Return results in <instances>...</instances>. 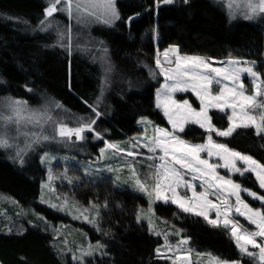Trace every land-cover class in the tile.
Instances as JSON below:
<instances>
[{
	"label": "trees",
	"instance_id": "1",
	"mask_svg": "<svg viewBox=\"0 0 264 264\" xmlns=\"http://www.w3.org/2000/svg\"><path fill=\"white\" fill-rule=\"evenodd\" d=\"M48 2L0 0V101L6 96L21 98L27 101L29 108L59 103L62 113L56 120L74 127L79 118L94 117L88 104L95 103L100 96L107 76L109 86L99 105L102 115L95 125L103 133L104 140L86 133V141L67 147L43 142L23 156V164L15 149L0 148V264H79L64 250L69 248L77 254L89 243L106 247L103 255L96 252L92 258L84 259V264H172L171 260L157 255V248L163 244L162 237L151 232L145 222L137 221V214L148 205L145 196L113 182L116 156L110 152L111 157L99 159L104 163L101 176L93 171L88 177L73 165L69 174L76 181L63 188L72 204L95 214L99 211L100 215L92 218L98 221L100 230L92 224L84 227L86 233L74 234L64 226L67 243L58 247L57 223H67L68 218L40 202L46 167L53 166L51 157L58 153L97 163L105 141L120 144L126 153L131 151V138L141 133L138 125L141 117L168 128L164 115L155 106L156 91L163 83V75L155 61L158 53L172 46H178L181 55L201 56L213 62L234 58L256 61L257 70L264 76V16H259L256 22H232L221 0H189L187 4L184 0H174L172 4L161 2L158 6L156 0H116L121 19L112 26H95L89 19L85 26L71 22L73 47L69 55L59 46L44 47L55 44L53 30L48 33L33 31L44 17ZM55 15L61 26L69 23L63 13ZM129 17L134 18L130 26L126 23ZM105 47L107 52L103 51ZM109 61L113 70L106 72ZM150 69L156 73L155 78L150 75ZM25 85L32 91H27ZM179 99H188L199 106L191 94L180 95ZM2 111L7 112L3 108ZM211 115L217 127L228 126L225 114L212 111ZM11 130L14 134L15 129ZM181 135L193 143H203L207 133L198 126L188 125ZM20 138L24 140L23 147L25 137ZM214 139L264 163V139L254 135L252 129H237L227 138L214 134ZM44 151L49 152V157L42 161ZM136 157L141 158L142 154ZM117 165L124 164L117 162ZM63 166L57 165V170ZM109 167L113 170L109 171ZM233 179L264 195V189L259 188L253 174L246 173L243 178L237 174ZM242 196L253 207L260 206L247 194ZM5 197L19 204L9 221L4 211ZM105 202L107 207H104ZM155 213L170 223L162 229L174 226L183 229L182 237H191L187 247L192 249V259L198 260L197 253H203L230 262L253 264L252 259L239 253L225 230L213 228L203 218L161 203L155 205ZM241 223L247 227L242 220ZM206 259L209 257L203 256L201 262Z\"/></svg>",
	"mask_w": 264,
	"mask_h": 264
},
{
	"label": "snow or ice",
	"instance_id": "2",
	"mask_svg": "<svg viewBox=\"0 0 264 264\" xmlns=\"http://www.w3.org/2000/svg\"><path fill=\"white\" fill-rule=\"evenodd\" d=\"M172 4L174 0H156L157 6L160 3ZM189 3V0H184ZM231 7V5H229ZM63 13L69 20L67 25L61 26L55 14ZM138 15V14H137ZM245 20H253L257 16H264V0H245V6L241 12ZM91 18L93 22H99L112 26L121 19L120 11L116 0H49L44 8V17L37 23L33 31L48 33L53 30L56 34V42L53 45L45 44L44 47L59 46L65 49L69 55L72 51L73 24L83 25ZM234 18V17H230ZM134 18L129 17L126 23L130 26ZM27 23V21H25ZM103 43V42H101ZM107 52V48H103ZM169 53L175 60L169 59ZM165 62L171 65L164 67L159 58L156 57V67L164 76L165 82L156 93V107L161 109L167 118L171 129L167 127H154V134L151 137L145 136L143 140L137 141L143 148H146L149 161H158L148 165L149 171L146 178L142 179L136 172L134 165H129L132 173V190L147 197L150 204L148 225L153 229L151 216H155V209L151 205L162 202L163 205H175L181 212L191 214L195 217H203L208 225L216 229H223L234 241L239 253L253 260V264H264V195L244 187L242 183L233 179L237 174L243 178L246 173L254 175L259 188L264 189V163L235 150L227 143L218 142L217 137H231L237 129H252L254 135L264 139V76L256 68V61L241 60L238 58L221 62V66L216 67L209 59L201 56L181 55L178 46H172L163 53ZM113 66L109 61L106 72H111ZM150 75L155 78L156 73L150 69ZM245 75L252 85V92L249 93L244 83ZM109 86L107 76L101 86L100 96L95 103L88 104V107L95 114L93 118L85 120L79 118L76 126H69L60 120H55L47 110H33L28 108L27 101L6 96L0 105L7 112L0 111V148L15 149L19 162L24 163L23 156L28 151H33L34 146L43 142H55L67 147L76 141H86V133H91L92 138L104 140V135L95 127L97 120L102 113L99 105L103 101L105 88ZM214 86H216L214 88ZM27 91L32 89L25 85ZM177 92H191L199 101V107H193L188 99L177 100ZM57 108L62 107L59 103ZM215 109L227 115L228 126L226 128L217 127L213 123L211 111ZM141 123H152L146 117H141ZM198 125L206 133L205 143H191L183 138L181 133L185 132L187 125ZM15 125V133L9 128ZM27 125H32L39 131H29ZM46 125L51 126V132L45 133ZM20 136L25 137L24 146L20 144ZM75 137V141L73 140ZM106 147L123 151L117 145L107 142ZM105 149L101 148V156ZM127 156H135L138 153L127 151ZM49 157V152L44 151L41 160ZM55 159L54 156L51 157ZM215 158V159H214ZM242 162V163H239ZM219 169H225L226 174L222 175ZM113 169L109 167V171ZM86 175H91L92 171L99 172V169H85ZM51 173V169H49ZM51 178V176H50ZM103 179V178H101ZM151 180L149 184L147 180ZM120 181L116 176L113 182ZM71 183V180H69ZM127 183V181H125ZM201 190L198 191L197 189ZM242 193H246L253 200L260 203L259 207H253ZM42 202H46L43 201ZM50 207L58 211L69 208L65 200L63 204H50ZM76 208L75 205H72ZM92 207L98 208V205ZM104 207H107L105 202ZM81 217L93 224L99 231V223L95 218L89 217L86 213L89 209L82 211L76 208ZM210 213H215V218L210 217ZM141 212L137 214V221L141 219ZM98 217L99 211L96 212ZM237 217H243L249 225L254 228L245 227ZM12 229L9 228L8 232ZM183 229L177 230L176 235H180ZM160 235L159 232L155 233ZM191 237H181L176 245H167L166 252L171 253L165 258L171 260L172 264H194L191 260V248L182 247L188 245ZM106 246L97 243H89L86 249H81L80 256L75 253L73 260H78L79 264H84L85 257H91L100 252ZM71 251V250H70ZM157 255L161 256V249L157 248ZM198 256L204 255L197 253ZM210 255V254H209ZM209 264H241V261H228L219 257H212Z\"/></svg>",
	"mask_w": 264,
	"mask_h": 264
},
{
	"label": "rangeland",
	"instance_id": "3",
	"mask_svg": "<svg viewBox=\"0 0 264 264\" xmlns=\"http://www.w3.org/2000/svg\"><path fill=\"white\" fill-rule=\"evenodd\" d=\"M221 2L223 3V5L225 7V10L227 11V14L229 16V19L232 22H235L237 20H245L243 18V16L241 15V12H242V10H243V8L245 6V0H221ZM229 5H231V7H229ZM230 17H234V18H230ZM258 17L259 16H257L253 20H245V21L256 22ZM89 20L92 23H94L95 26H98V25L102 24V23H99V22H93V20L91 18H89ZM86 24H87V22L83 26H85ZM103 25H105V24H103ZM187 56H189V55H187ZM159 58L161 60V63L164 65V67H170L171 66V65H169L168 63L165 62V58L163 56V53L162 54L159 53ZM169 59L173 60V61L175 60V57L172 55V53H169ZM227 61L213 62V61L210 60V62H212L213 65L216 66V67L221 66V62H227ZM164 82H165V78L163 76V83L161 84V86L159 88H161L163 86ZM244 83H245L246 88L248 89L249 93H251L252 92V85L250 83L249 78L246 75L244 77ZM215 87L216 86H214V88ZM156 93H157V91H156ZM188 94H191L195 98L194 94H192L191 92H187V93L177 92L175 94V98L177 100H180L179 99L180 95H188ZM198 103H199V101H198ZM155 105H156V94H155ZM193 107H196V106L193 104ZM2 108L3 107L0 106V111H2ZM30 109H33V110H47V112L55 120H56V118H58L57 115L62 113V112H60L62 110L60 108H57L53 103H45L44 105H41L40 107L30 108ZM156 109L161 111V113L163 114L161 109H158L157 107H156ZM3 110L5 111L6 109H3ZM212 111H218V110L213 109ZM223 114H225L227 116L228 114H230V110H229V112L223 113ZM163 117H164V119H165V121H166V123L168 125V128L171 129V125L168 124L167 118L165 116H163ZM140 120L138 121V125L141 128V133L138 134V135H135L133 138H131L130 141H131L132 144L130 143V145L132 147L130 146V149H132L131 151H133L135 153H138V155L142 154L141 158H137L136 157L137 155L131 156V157L127 156L126 152H124V151H116L115 149H109V148L106 147V144H105V146H104V149H105L104 155L101 156V153L99 154V158L97 159V163L92 162L93 160H89L88 161V160L76 158L75 156H70V155H65V154L58 153V154H56V157H55V159L53 161V166H50L48 168L46 167L47 176H46V180L41 184L40 202L42 204L46 205L48 208H50V209H52V210H54V211H56L58 213H61V214H63L64 216H66L68 218V222L67 223H65V222L57 223L58 233L56 235V243H57L58 247H59V244H62V245L65 244L66 245V243H67V238H66L65 233H64V226L67 227V231H72L74 234L75 233L79 234L78 232L86 233L84 227L92 226V224H90L88 221L84 220L82 217L80 219H74L73 218L74 216L80 215V212L77 211L76 208L80 209L81 211L83 209H85V208H82V207H80L78 205H75L76 208H73L72 205H74V204H72V202H69L68 199L65 197L66 193H65V189H63V188H65L69 184V180H71V182H75L76 181V179L69 174V168L71 166L75 165L77 168H81L83 171L85 169H93V170L99 169L100 170L99 172L94 171V173H97L98 176H101L103 174V170L101 168L104 166V163L102 161H99V159L103 160L104 157L105 158L111 157L110 153H112L113 155L116 156V159H115L116 162H114L115 164H114L113 168L114 169L116 168V176L120 177V181H118V185L122 186V187H127V188L132 190L133 180H132V173H131V169H130L129 165H134L135 169H136V172L140 174L142 179H145L146 178V174L149 171H151L149 169L148 165L151 164V163H158V161H149V160H147L146 157L149 156V155H152V154L148 153L146 148H143L140 144L137 143V141L143 140V138L145 136L151 137L154 134V127L156 125L151 120H149L148 118H147V120L151 121L152 123H146V122L145 123H141ZM189 125H192V124H189ZM195 126H198V125H195ZM50 127H51L50 125H46L44 130L45 129L47 131H48V129L51 130ZM9 128L10 129H15V125H9ZM27 128H28L29 131H39V129L34 128L32 125H27ZM201 130H203V129H201ZM19 140H20V144L23 143V141H24L21 138H19ZM73 140L75 141V137H73ZM81 142L82 141H76L74 144H79ZM205 142H206V138H205V141L203 143H205ZM191 143H193V142H191ZM114 144L117 145L118 149H121V150L124 149L120 144H118V143H114ZM61 148H62V146L59 147V149H61ZM108 152H110V153H108ZM83 154L84 153L81 152V155H83ZM132 159L134 161H132ZM117 162H121L124 165L119 166V165H117ZM239 163H242V162H239ZM63 164H64L63 169L57 170V165L61 166ZM49 169H51V173H49ZM218 171H220L222 175L226 174V170L225 169H219ZM92 172H91V175H86V176L91 177L93 175ZM84 173H85V171H84ZM50 176H51V178H50ZM125 181H127V183H125ZM147 182L149 184L152 183V181L150 179L147 180ZM59 187H61V190H59ZM197 190L200 191L201 189L198 188ZM145 198H146V200L148 202L147 197H145ZM3 199L6 202V207H4V211L6 212V217H7L6 220L9 221L12 218V216H13V212H15L18 209L19 204L17 203V201H15L14 199H12L10 197H8V198L5 197ZM42 200L46 201V202H42ZM65 200L68 202L69 208L64 210V211H58L57 209L50 207V204H52V203H55L57 205H61V204L64 203ZM160 203L163 204L162 202H156L155 204L151 205V207L155 209V205L156 204H160ZM169 205H171V204H169ZM173 206L176 207L175 205H173ZM149 208H150V204L148 202L147 207H145L144 210L142 211L143 214L141 215V219H140V221L145 222L147 224L148 228H149V225H148ZM86 214L89 215L90 219L93 216L96 217L95 213L92 212L91 210H89V212L86 213ZM210 217L214 219L215 218V213H210ZM150 218H151L152 224H153V229L150 230V231L154 232V234L156 232H159L160 235H156V234L155 235L156 236H160L163 239V244L160 247H158V248L161 249V253H162L161 256L162 257L163 256L166 257L167 255H171V253L166 252V250H165L166 246L167 245H173V246L176 245V243L182 237L181 232H180L179 236L176 235V232H177L178 229L176 227H174V226L171 227L168 230H166V228L162 229L161 227H163V225H169L170 226V223L167 222L166 220L160 218L159 216H157L156 213H155V216H151ZM201 218H203V217H201ZM237 218L241 219L246 224V226L248 228H254V226L249 225L248 222L246 220H244L243 217H237ZM165 236H167V245H166V241H165ZM182 247L188 248L187 245H184ZM64 251H65V253L69 254L71 256V258H72V255L74 253L73 251H70L69 248H67V249L65 248ZM76 256L79 257L80 253H77ZM203 256H208L209 257V259H206L204 263L201 262L202 261L201 258H203ZM92 257L93 256L85 257L84 259H88V258H92ZM212 257H215V256H213L211 254L210 255L209 254H204V255L198 257V260H197V259H192L193 257L191 255V260L194 261L197 264H209V262H210ZM76 261H78V260H76Z\"/></svg>",
	"mask_w": 264,
	"mask_h": 264
}]
</instances>
